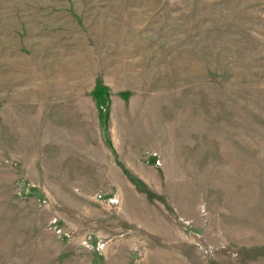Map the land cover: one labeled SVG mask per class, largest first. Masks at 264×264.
Returning a JSON list of instances; mask_svg holds the SVG:
<instances>
[{"label": "rangeland", "instance_id": "obj_1", "mask_svg": "<svg viewBox=\"0 0 264 264\" xmlns=\"http://www.w3.org/2000/svg\"><path fill=\"white\" fill-rule=\"evenodd\" d=\"M0 264H264V0H0Z\"/></svg>", "mask_w": 264, "mask_h": 264}, {"label": "built area", "instance_id": "obj_2", "mask_svg": "<svg viewBox=\"0 0 264 264\" xmlns=\"http://www.w3.org/2000/svg\"><path fill=\"white\" fill-rule=\"evenodd\" d=\"M28 190H30V189H28Z\"/></svg>", "mask_w": 264, "mask_h": 264}]
</instances>
